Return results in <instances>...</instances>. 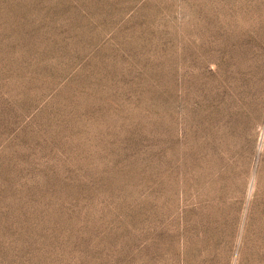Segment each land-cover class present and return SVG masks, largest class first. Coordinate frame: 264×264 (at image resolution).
<instances>
[{"label":"rangeland","instance_id":"obj_1","mask_svg":"<svg viewBox=\"0 0 264 264\" xmlns=\"http://www.w3.org/2000/svg\"><path fill=\"white\" fill-rule=\"evenodd\" d=\"M0 264H264V0H0Z\"/></svg>","mask_w":264,"mask_h":264}]
</instances>
